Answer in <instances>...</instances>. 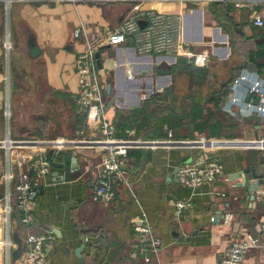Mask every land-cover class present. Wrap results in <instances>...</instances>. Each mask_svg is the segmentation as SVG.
Listing matches in <instances>:
<instances>
[{
    "label": "crops",
    "instance_id": "0c3cea01",
    "mask_svg": "<svg viewBox=\"0 0 264 264\" xmlns=\"http://www.w3.org/2000/svg\"><path fill=\"white\" fill-rule=\"evenodd\" d=\"M132 10L181 15L183 41L179 55L158 58L141 56L131 42L100 50L106 116L118 138L132 130L147 140H166L170 131L175 140H214L221 144L217 154L224 168L213 184L193 189L177 176L193 150H131L114 196L103 200L95 185L105 151L76 145L93 136L80 135L86 116L78 104L75 65L88 38L117 30ZM257 16L264 18V0H0V141L36 144L16 148L10 156L0 146V200L10 189L14 206L10 225H0L5 264H20L12 261V253L9 258L5 245L10 241L13 252L15 235L25 245L30 234H54L46 264H83L76 255L83 243L84 264H149L146 256L151 264H224L234 241L261 236L264 121L243 115V105L232 107L235 115L226 110L231 86L243 72L264 76V27L255 24ZM30 34L41 50L38 58L30 56ZM23 99L31 103L25 115L18 109ZM40 154L50 160L51 174L42 179L24 224L16 209V186L32 181L38 169L11 162L17 155ZM8 172L10 185L4 179ZM243 179L247 186L262 182L254 202L248 188L240 187ZM177 201L190 205L180 209ZM141 216L162 241L157 255L144 251L151 241L134 223ZM263 245L250 250L241 264H264Z\"/></svg>",
    "mask_w": 264,
    "mask_h": 264
},
{
    "label": "built area",
    "instance_id": "2783aa9c",
    "mask_svg": "<svg viewBox=\"0 0 264 264\" xmlns=\"http://www.w3.org/2000/svg\"><path fill=\"white\" fill-rule=\"evenodd\" d=\"M75 2L77 0H56ZM263 1V0H253ZM145 22L142 26L140 22ZM255 24L264 27V18L257 16ZM80 32L75 35L79 37ZM183 19L179 14L165 13L156 10H132L125 17L120 27L109 32L105 36H92L87 39L86 49L76 62L75 69L79 78L80 110L86 116V125L81 130V137L90 133L92 138H83L76 141L77 146L93 147L104 150L106 157L96 168L97 182L95 194L103 199L110 200L115 193V184L122 178V167L131 150L166 148H187L193 153L179 166L178 180L181 185L188 188H199L204 184H213L223 173V164L217 154L219 144L214 140H175L170 131L166 140H147L135 137L132 130L126 131L125 138H118L116 130L106 116L105 89L101 83V70L97 65L96 55L107 46H118L131 42L135 50L141 56L162 57L167 55H179L182 50ZM10 44L6 47L9 48ZM132 77V76H130ZM232 97L230 106L226 109L231 114L233 106L243 105L244 114L248 117L257 116L264 121V76L243 72L231 86ZM258 96L257 104L247 103L248 95ZM264 142V141H263ZM7 153L14 152L16 148H32L36 144L30 140L12 141L11 139L0 141ZM12 164L27 165L29 168L38 169L37 177L32 181H23L16 186V209L22 215V222L27 224L35 209V198L42 189V179L51 174L50 160L42 154L36 156H15ZM5 181L10 185L13 175L7 173ZM13 194L9 189L6 196L0 200V225H10L11 215L14 210L12 204ZM189 202L177 201L175 206L180 209L188 207ZM146 218L138 217L134 223L141 226L144 238H149L151 245L144 250L157 255L163 244L160 238L153 235L150 225H145ZM262 235L259 237L248 236L245 240L234 241L223 256L224 264H241L247 253L255 248H260L264 240V224L261 225ZM54 234H30L24 245V253L20 258V264H46L47 250L55 243ZM11 255L10 241L5 243ZM264 246V245H263ZM12 257V255H11ZM151 264V257L144 258ZM157 264H164L159 261Z\"/></svg>",
    "mask_w": 264,
    "mask_h": 264
},
{
    "label": "water",
    "instance_id": "95a60500",
    "mask_svg": "<svg viewBox=\"0 0 264 264\" xmlns=\"http://www.w3.org/2000/svg\"><path fill=\"white\" fill-rule=\"evenodd\" d=\"M140 24L142 26H144L145 22L141 21ZM28 48H29L30 56L32 58H38L40 56L41 50L37 44V40H36L35 35H31V34L29 35V37H28ZM96 58H97L98 67L100 69H102L103 66H102V63L100 60V54L99 53L96 55ZM161 73L169 74L170 70H161ZM108 94H110V86H108ZM247 100L248 101L253 100L257 104L259 101V98H258V96L254 97L251 94H249L247 97ZM76 163H77V156L73 157V159H72V164L74 165ZM178 171H179V168L177 170V174H178ZM246 186H247V179H243V184L240 187L248 188V190L251 192V201L254 202L256 200V197H255L256 192L263 188L262 182L260 180H252L250 182V185H248L247 187ZM219 215L220 214H218L217 217H215L214 219H217ZM227 219L229 220L230 216H227ZM85 240H86V238L83 237L82 241L85 242ZM14 241L16 243V248L12 252V261L17 262L20 260V258L22 257V255L24 253V240L15 235ZM83 248H84V243L81 245V247H79L76 250V255L81 259L82 263L84 264L85 259L81 255ZM0 264H5V256L3 255L2 252H0Z\"/></svg>",
    "mask_w": 264,
    "mask_h": 264
},
{
    "label": "rangeland",
    "instance_id": "374dc122",
    "mask_svg": "<svg viewBox=\"0 0 264 264\" xmlns=\"http://www.w3.org/2000/svg\"><path fill=\"white\" fill-rule=\"evenodd\" d=\"M8 47H10V45L8 46ZM32 74H33V77H38V73L36 72V68L34 69V70H32ZM31 74V75H32ZM30 75V74H29ZM31 90H29V92H30ZM20 94H27V93H29V92H27V91H18ZM50 96V95H49ZM30 102L29 101H26L25 99H23V100H21L19 103H18V106H19V110L20 111H22L21 113H22V115H25V114H27V113H30V111H31V109H30Z\"/></svg>",
    "mask_w": 264,
    "mask_h": 264
}]
</instances>
